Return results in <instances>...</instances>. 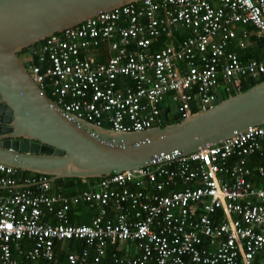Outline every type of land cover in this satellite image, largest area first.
<instances>
[{
  "label": "built area",
  "instance_id": "2783aa9c",
  "mask_svg": "<svg viewBox=\"0 0 264 264\" xmlns=\"http://www.w3.org/2000/svg\"><path fill=\"white\" fill-rule=\"evenodd\" d=\"M255 39L264 40V0H138L43 38L27 70L63 112L141 131L164 123L165 97L188 118L191 104L211 108L220 90L237 93L244 76L264 74V45L260 58L237 51ZM263 144L264 121L71 195L47 192L46 175L19 187L17 169L0 163V264H104L108 247L115 264H264V166L253 176L248 165ZM83 202L96 213L69 223ZM69 239L85 246L56 261V243ZM129 242L137 257L118 254Z\"/></svg>",
  "mask_w": 264,
  "mask_h": 264
},
{
  "label": "water",
  "instance_id": "95a60500",
  "mask_svg": "<svg viewBox=\"0 0 264 264\" xmlns=\"http://www.w3.org/2000/svg\"><path fill=\"white\" fill-rule=\"evenodd\" d=\"M138 0H0V163L73 185L216 144L264 121V79L188 118L163 107L165 125L113 132L63 112L30 76L19 52L43 38Z\"/></svg>",
  "mask_w": 264,
  "mask_h": 264
},
{
  "label": "trees",
  "instance_id": "16d2710c",
  "mask_svg": "<svg viewBox=\"0 0 264 264\" xmlns=\"http://www.w3.org/2000/svg\"><path fill=\"white\" fill-rule=\"evenodd\" d=\"M176 36L180 35V34H186L187 32L185 30H178L176 31ZM42 40L36 42L34 44V47L37 49V47L41 44ZM264 45V40L260 39L259 41H256V44L250 47V50L247 51L246 53H239L240 57L242 59H248L251 57H256V58H260L261 55L259 53V49ZM20 57L23 55H29L31 58L30 60L27 61L28 64H32L34 62H37V54L36 53H31L28 51L27 48L22 49L19 52ZM264 79V74L260 75L257 78H252L250 76H244L242 78V88L240 89V91L246 90L249 87L253 86L254 84L258 83L259 81ZM47 95L52 98V96L46 92ZM229 95L235 94L236 92H232L229 91L228 92ZM224 98L220 97V100H222ZM169 98L165 97V100L163 102L162 106H166V105H171L169 104ZM192 110L193 112L196 114L199 112V109L197 108V106L193 103L191 104ZM170 108V107H169ZM171 109V108H170ZM170 112V110H169ZM168 112V115H170V113ZM171 123L175 122L174 120H170ZM165 125V122L161 124V127H163ZM263 148V153H257L254 155H251L248 158V165L252 168V170L254 169V167L256 165H263L264 166V144L262 146ZM254 171V170H253ZM26 175H31L30 178H26V180H32L36 175L30 172H27ZM49 177V176H47ZM101 179L100 178H89V179H79V178H74V183L73 185H69L68 187H64L62 185V183H50V189L47 190L49 193H53L55 191H62L63 193H65L66 195H71V194H76L78 193L80 190L84 189V188H88L89 183H93L96 181H99ZM86 181H88L89 183H87ZM33 190H36V186L31 187ZM0 192H4V190H0ZM98 209V205L97 204H93V203H86L83 202L80 205L77 206H71L69 211H68V221L71 224H81V223H87L90 221V216H92L94 213H96ZM96 210V211H95ZM46 219L51 220L52 222H58L57 219L52 215V214H47ZM29 241H32L31 239H25L22 243L24 246H29L28 243ZM67 241L68 244V248L70 249H75L76 251H80L81 246H84V244L82 243V245L78 246V241L77 239H69V240H65ZM134 245V243H132ZM63 244L62 242H59L57 244L58 247H55V259L56 261H62L64 259V251L61 249ZM56 246V245H55ZM112 251H115L114 247H108L107 249V255L103 258V263L104 264H115L113 262V259L111 258V253ZM119 255H124L125 254V248L123 246L122 250L118 251Z\"/></svg>",
  "mask_w": 264,
  "mask_h": 264
},
{
  "label": "crops",
  "instance_id": "0c3cea01",
  "mask_svg": "<svg viewBox=\"0 0 264 264\" xmlns=\"http://www.w3.org/2000/svg\"><path fill=\"white\" fill-rule=\"evenodd\" d=\"M256 41H259V40H256L255 39V42H254V44L253 45H255L256 44ZM252 45V46H253ZM250 50V47L248 48V49H246V50H241V49H239V48H237V51L239 52V53H246L247 51H249ZM260 50H261V48L259 49V53H260ZM249 59V58H248ZM218 96L219 97H223L224 96V91L223 90H220L219 92H218ZM169 104H171L172 106H173V108H174V110L176 111V109H175V107H174V105L171 103V102H169ZM165 107H170V105L168 106H165ZM169 110H170V108H169ZM173 110V111H174ZM173 111H171V113H173ZM170 113V114H171ZM258 165H256L255 167H254V171H255V168L257 167ZM254 171H253V176H255V173H254ZM30 176L31 175H25V177L26 178H30ZM26 178H24V180H26ZM87 183H89L88 181H86ZM99 181H96V182H93V183H89V186L90 187H88V188H84V189H91L92 187H95V185L98 183ZM25 183V182H24ZM37 186V185H36ZM33 187V186H32ZM37 189H39V188H37L36 187V190ZM50 189V187L47 189V190H49ZM0 190H3V189H0ZM48 192V191H47ZM77 194V193H76ZM96 211V210H95ZM44 220L45 221H47V220H49V219H46V218H44ZM49 221H51V220H49ZM60 242H62V250L64 251L63 253H64V258H65V254L68 252V251H76L75 249H70V248H68V244H67V241H60ZM59 243V242H58ZM58 243H56V246L55 247H58L57 246V244ZM82 241H78V246L79 245H82ZM133 243V242H132ZM132 243H127V244H125L124 245V248H125V254L124 255H120V256H122V257H127V256H130V257H137L138 255H139V251L137 250V248H136V246H135V244L133 245ZM32 244H33V242L32 241H29V243H28V245L29 246H27V247H31L32 246ZM84 244V243H83ZM84 246H85V244H84ZM84 246H81V248H80V251H81V249L84 247ZM90 248V250H91V253H93V250H92V248L91 247H89ZM80 251H76V252H80Z\"/></svg>",
  "mask_w": 264,
  "mask_h": 264
},
{
  "label": "rangeland",
  "instance_id": "374dc122",
  "mask_svg": "<svg viewBox=\"0 0 264 264\" xmlns=\"http://www.w3.org/2000/svg\"><path fill=\"white\" fill-rule=\"evenodd\" d=\"M22 57V59L24 60V62H27L28 60H30V56L28 55H23V56H21ZM170 112L169 113H171V111H173L174 110V108H173V106L172 105H170ZM106 129H108L109 130V128H107L106 127Z\"/></svg>",
  "mask_w": 264,
  "mask_h": 264
},
{
  "label": "flooded vegetation",
  "instance_id": "af4514ba",
  "mask_svg": "<svg viewBox=\"0 0 264 264\" xmlns=\"http://www.w3.org/2000/svg\"><path fill=\"white\" fill-rule=\"evenodd\" d=\"M176 112L177 111H175V110L173 111V113H176ZM173 113H171V114H173ZM171 114L169 115V119H168L169 121L171 120Z\"/></svg>",
  "mask_w": 264,
  "mask_h": 264
},
{
  "label": "clouds",
  "instance_id": "9594fccd",
  "mask_svg": "<svg viewBox=\"0 0 264 264\" xmlns=\"http://www.w3.org/2000/svg\"><path fill=\"white\" fill-rule=\"evenodd\" d=\"M240 92V91H239Z\"/></svg>",
  "mask_w": 264,
  "mask_h": 264
}]
</instances>
